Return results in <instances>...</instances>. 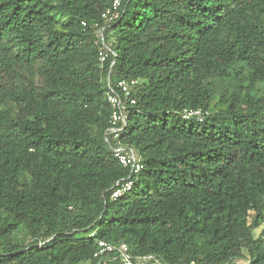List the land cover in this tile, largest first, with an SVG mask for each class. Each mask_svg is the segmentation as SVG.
<instances>
[{"label":"trees","instance_id":"obj_1","mask_svg":"<svg viewBox=\"0 0 264 264\" xmlns=\"http://www.w3.org/2000/svg\"><path fill=\"white\" fill-rule=\"evenodd\" d=\"M113 2L0 0V264H98L97 240L264 264V0H121L107 22ZM131 79L107 143L109 82ZM117 146L144 169L112 200Z\"/></svg>","mask_w":264,"mask_h":264},{"label":"built area","instance_id":"obj_2","mask_svg":"<svg viewBox=\"0 0 264 264\" xmlns=\"http://www.w3.org/2000/svg\"><path fill=\"white\" fill-rule=\"evenodd\" d=\"M121 0H114L113 5L102 15L103 19L107 22H112L120 17ZM102 36V31H99ZM111 50L108 46L102 43L100 49V60L104 62L108 57ZM138 86V81L135 79L121 80L115 86L109 82L108 103L111 107L110 128L106 132L105 140L109 143L110 139L118 140L124 131L127 120L129 107L136 104L133 93ZM207 112L199 110H184L182 117L185 119L196 118L203 120ZM115 158L131 172L127 179L117 182L113 189L111 199L118 200L125 194L131 191L135 181L131 178L132 175H138L144 169L143 158L139 156L131 147L117 146L113 148ZM96 232L90 234L95 237ZM98 250L95 257L99 259L98 264H147L146 262L151 259L148 258H135L131 253L129 245L126 243L116 244L106 240H97ZM152 264H161L156 261Z\"/></svg>","mask_w":264,"mask_h":264},{"label":"rangeland","instance_id":"obj_3","mask_svg":"<svg viewBox=\"0 0 264 264\" xmlns=\"http://www.w3.org/2000/svg\"><path fill=\"white\" fill-rule=\"evenodd\" d=\"M259 233H260V230H257L256 234H259ZM246 263H247V261H245V260H240V261L236 262V264H246Z\"/></svg>","mask_w":264,"mask_h":264}]
</instances>
